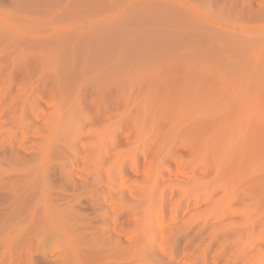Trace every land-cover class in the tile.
<instances>
[{
	"label": "rangeland",
	"instance_id": "374dc122",
	"mask_svg": "<svg viewBox=\"0 0 264 264\" xmlns=\"http://www.w3.org/2000/svg\"><path fill=\"white\" fill-rule=\"evenodd\" d=\"M154 1L0 0V28L7 31L11 42L8 64L0 50V134L3 125L10 127L8 161L21 167L23 152L29 157L24 160L30 159L46 143L50 127L57 130L59 125V154L51 160L62 184L60 208L66 213L62 215L60 263L70 257L77 264H163L166 258L172 260L170 264H264V37L258 34H264V21H260L263 25L254 23L255 14L248 12L245 14L251 15L252 23L248 16L250 22L238 18L237 6L242 0H234L235 5L229 0L231 6L227 0H173L190 9L188 13L196 19L187 22L201 27L207 43L187 36L183 42L163 40L162 45L160 32L151 22ZM155 55L185 58L190 72H171L169 68L165 72L160 58V64L152 61ZM116 57L124 68V58L134 64L137 84L133 82L130 89L124 86L127 93L120 101L107 99L112 94L109 91L103 95L107 100L95 98L93 89L98 81L94 72L100 68L96 63L104 65L105 59ZM88 60L91 65V60L98 61L93 64L95 69L89 67L88 74H82L80 63ZM151 62L164 72L156 73L161 69L155 70ZM75 64L82 70L81 74L78 71L82 82L76 77L80 88L73 84L66 97L68 92L63 94L60 82L64 78L74 81L67 80L66 73ZM255 68L259 74L255 75ZM62 71H67L64 78L58 75ZM155 76L154 82H147ZM56 77L62 79L58 84ZM179 78L182 80L177 81ZM167 80L173 88L164 93L161 87ZM146 105H155L157 114L154 109L151 113L150 107L148 112ZM158 106L164 109L161 114L164 112L168 123ZM191 138L203 144L201 158L190 153L198 142ZM167 155L165 163L162 158ZM17 170L7 167L0 184L33 183L32 172L24 167ZM249 197L259 203L252 206ZM68 209L75 210L72 216ZM100 233L106 240L121 238L126 247L136 245L134 249H146L145 240L155 241L156 246L152 251L139 250L142 257L136 256V260L126 255L121 259L114 252L107 256V246L106 251L101 250L104 254L98 249L106 242L95 239ZM93 240L101 242L100 246ZM31 256L39 257L33 251ZM5 259L4 264L29 263L26 251Z\"/></svg>",
	"mask_w": 264,
	"mask_h": 264
},
{
	"label": "bare ground",
	"instance_id": "6f19581e",
	"mask_svg": "<svg viewBox=\"0 0 264 264\" xmlns=\"http://www.w3.org/2000/svg\"><path fill=\"white\" fill-rule=\"evenodd\" d=\"M219 1H221V0H219ZM224 1V0H223ZM232 3H233V1L232 0H230ZM230 1L229 0H227V3L230 5L231 3H230ZM235 3L234 4H232V5H235L236 4V1H234ZM209 3H210V1H209ZM220 2H217V4H219ZM221 3H223L224 4V6L226 5V3L225 2H221ZM257 4V5H256ZM241 5V6H240ZM240 5H238L237 6V8L240 10V14L242 15V13H246L247 14V12L248 13H250L251 15H253V14H255V17H253V18H255V22L254 23H262V22H260V21H264V20H262L261 19V16H263L264 17V0H242L241 1V4ZM152 6V5H151ZM224 6H223V8H224ZM231 6V5H230ZM242 6H244L245 7V11H244V9L242 10ZM239 7H241V9L239 8ZM243 7V8H244ZM226 8V7H225ZM223 9V11L225 10V12H227V10L226 9ZM227 8H229V6L227 7ZM231 8L232 7H230V9L229 10H231ZM236 8V9H237ZM219 9V8H218ZM235 8H233L232 10H234ZM237 9V11L236 10H234V11H236L235 13H237L239 10ZM214 10V9H213ZM188 11L190 12V9H187V8H184V6H181V4H178L177 2H175V1H173V0H155L154 1V4H153V11H151V14H153L152 15V17L153 18H151V22H154L153 24L155 25V29L158 31H156L157 33H159L160 32V37H159V35H158V39L160 40V42H162V45L164 44V43H166V41L168 42V41H172L173 43H177L178 41H181V42H183V41H185L184 40V38H186L187 39V36H193V37H195L196 38V40L198 41V42H200L201 41V43L200 44H204V43H207V42H205L203 39H204V34L199 30V28H201V27H199L198 28V26L196 25L195 27L194 26H192V25H190V23H188L187 21L189 20V21H192V22H194L193 20H195L196 19V17L195 16H190V14L188 13ZM197 11V10H196ZM218 11V10H217ZM221 11V10H220ZM244 11V12H243ZM222 12V11H221ZM242 12V13H241ZM193 13V12H192ZM223 13V12H222ZM222 13H220L221 14V16H222ZM228 14H229V12H227ZM239 13V12H238ZM151 14H150V16H151ZM194 14V13H193ZM219 14V13H218ZM240 14H237V16L239 15L240 16ZM246 14H245V16H243V17H239L238 16V18H242V19H245L244 17H246V19L249 17L250 19H251V22H250V20H249V18H248V20H249V22L250 23H252V21H254L252 18H251V15L250 16H246ZM196 15V14H195ZM149 16V17H150ZM254 16V15H253ZM258 16V17H257ZM204 17V16H203ZM223 17H225V15H223ZM228 17V16H227ZM226 17V18H227ZM259 17H260V20H259ZM262 17V18H263ZM198 18V17H197ZM226 18H224V19H226ZM233 18V17H232ZM237 18V19H238ZM206 19V18H205ZM228 19V18H227ZM231 19V18H230ZM229 19V20H230ZM236 18L234 19V20H237ZM153 20V21H152ZM201 20V19H200ZM240 20V19H239ZM259 20V22H257ZM147 21V20H146ZM232 21V20H231ZM230 21V22H231ZM204 22V21H203ZM197 23V22H196ZM205 23V22H204ZM253 23V24H254ZM152 24V25H153ZM192 24V23H191ZM153 25V26H154ZM262 25H263V23H262ZM256 26V25H255ZM259 26V25H258ZM257 26V27H258ZM264 26V25H263ZM157 27V28H156ZM262 27V26H261ZM254 28H256V27H254ZM258 29V28H257ZM7 32V31H6ZM4 30H2V28H0V50H1V52L3 53V55L5 56V63L6 64H8L9 62V54H10V50H9V48H10V44H11V42H10V39H9V37H8V34L6 33ZM264 32V31H263ZM156 33V34H157ZM260 33V35L262 34L263 35V37H264V34L263 33H261V31L259 32L258 31V34ZM188 37V38H189ZM175 39L176 40H178V41H175ZM180 39V40H179ZM162 40V41H161ZM163 40H165L164 41V43H163ZM183 40V41H182ZM202 41H204V42H202ZM118 45V44H117ZM147 45V44H146ZM145 45V46H146ZM119 46V45H118ZM120 47V46H119ZM220 47H222V46H220ZM147 49V48H146ZM225 49H227V48H224V47H222L221 48V50H224L225 51ZM148 50V49H147ZM204 50V49H203ZM173 53V52H172ZM166 54V53H165ZM175 54V53H174ZM159 55H161V54H159ZM157 56L155 55V57L154 58H156ZM153 58V59H154ZM159 58H160V62H161V64H160V62H159ZM161 58H163V60L161 59ZM112 59V58H111ZM117 59H119V60H121V58H118V57H116V59L115 60H117ZM152 59V61H156L155 63H159L160 64V66H162V68H164V70H165V72H166V70H168V68L170 69L169 71H173V70H183V72H190V70H189V66L188 65H186L185 64V62H184V59L185 58H181V57H175V58H173L172 57V59H169V58H166L165 59V56H159V57H157L156 59L157 60H153ZM178 59H181V60H178ZM222 59H224V58H222ZM100 60V59H99ZM106 61H108L107 63L106 62H104L103 64L104 65H101L102 63H96V65H95V67L96 66H98V64L100 65V66H98L97 68H101L102 67V69H95V67L93 66V64H94V62H96V61H98V60H96V61H92L91 60V62H92V65L90 64V62H89V60L86 62H84V63H80L81 64V66L79 65V64H75V66L74 67H70V68H73V69H76V70H74V71H76V73H72V74H70L71 76L69 77V72L70 71H72L73 69H70L69 68V72L68 73H66V75L68 74V77H66V75H65V77L66 78H68L67 80H69V79H74V81H72V83H70L71 81L69 80V81H66V79L64 78V72H63V74L61 73V72H59V76L61 75V76H63V80L62 79H60V78H58L57 79V77H56V84H58V82L60 81V80H62L60 83H62L60 86H62L63 84H64V88H65V91H63V86L60 88L61 89V92L63 91L64 93L63 94H65V92H68L67 93V95H65L66 97H69L70 95H69V93H70V90H71V93H72V91H73V89L71 88V87H73V84L75 85L76 83H77V81L79 82L82 78L80 77L81 75V71H82V74H83V72H85V74L88 72V71H90V69H91V71L93 70V68L96 70L95 72H94V74H96V81H98L97 82V84H96V86H95V88L93 89V94H95V98L96 97H98V99L100 98L101 100H103V101H105V100H107V99H114V101H120V97L122 98V94L124 95L125 93H127L126 92V90L125 89H123V87L124 86H127V87H129V89H130V87H132V85H133V82H134V85H135V82H136V84H137V81H135V79H134V76H135V66H134V64L131 62V61H128V59H122L124 62H126V60H127V62H126V67L124 68V67H122V62L120 63V61H118V63H117V61H115V60H110V58L109 59H105ZM166 60V61H165ZM101 61V60H100ZM112 61V62H111ZM151 61V60H150ZM164 61V62H163ZM113 63V62H115L116 64H114L115 66H113V65H111V63ZM110 63V64H109ZM135 63V65L137 66L138 65V63L135 61L134 62ZM89 64V65H88ZM121 64V65H120ZM151 64L153 65L154 63L153 62H151ZM80 66V68L82 69H80V68H78L77 69V67H79ZM111 65V66H110ZM155 65V70H159V69H161V67H159L158 66V68H156L157 67V65L158 64H154ZM84 66V67H83ZM123 66H125V65H123ZM83 67V68H82ZM89 67H90V69H89ZM86 68H87V70H86ZM153 68V69H154ZM79 69H80V74L78 73V71H79ZM151 69V68H150ZM173 69V70H172ZM255 69H256V71H255ZM254 69V71L256 72H254V71H252V72H254L255 73V75L256 74H259L258 72H257V68H255ZM154 70V71H155ZM161 71V72H160ZM258 71H259V68H258ZM152 72H153V70H152ZM156 73L157 72H160V73H163L164 71H162V69L161 70H159V71H155ZM71 73V72H70ZM90 73V72H89ZM92 73V72H91ZM73 74L75 75V77L73 76ZM84 74V75H85ZM88 74V73H87ZM188 74V73H187ZM57 75V76H58ZM79 75V76H78ZM84 75H82V76H84ZM161 75V74H160ZM181 75H183V77H184V75L185 74H181ZM73 76V77H72ZM186 76V75H185ZM76 77L77 78H81L80 80H76ZM136 77V76H135ZM62 78V77H61ZM181 78V77H180ZM180 78H179V80H177V81H181L180 80ZM152 79V77H149L148 79H147V82H150L151 83V81L152 82H154V80H156V76L154 77V79L153 80H151ZM185 78H183V80H184ZM57 80H59V81H57ZM109 80L112 82L111 84V86L114 88H112L111 86H110V82H109ZM149 80V81H148ZM168 81V80H167ZM164 82V84H162L163 85V87H161V88H163V91H165L164 93H166V91H169V89L172 91V89L171 88H173L170 84H172V83H170L169 81L168 82ZM74 82V83H73ZM80 82H82V80L80 81ZM108 82V87H111L112 89H113V91L115 90V92L113 93V91H110V88H108L107 87V83ZM183 82V81H182ZM181 82V83H182ZM59 83V84H60ZM180 83V82H179ZM72 84V85H71ZM122 84V85H121ZM118 85V86H117ZM76 86H80V84L78 85V83H77V85ZM76 86H74V88L77 90V87ZM116 86L119 88V90L118 89H115L116 88ZM156 87V86H155ZM71 88V89H70ZM80 88V87H79ZM79 88H78V90H79ZM108 88V89H107ZM158 88H159V85H158ZM176 88V87H175ZM132 89V88H131ZM80 91V90H79ZM78 91V92H79ZM107 91H109V93L111 94V92H112V94H115V95H108V97H107V99L105 98L106 96H103ZM118 91V93H119V95H118V97H116V95H117V92ZM77 92V91H76ZM171 93V92H170ZM69 95V96H68ZM169 95V94H168ZM114 96V97H113ZM125 96V95H124ZM123 96V97H124ZM167 95L165 94V97H166ZM103 97L105 98V99H103ZM110 97V98H109ZM111 97H113V98H111ZM124 99V98H123ZM168 99V98H167ZM122 101H125V100H122ZM165 103H167L166 101H164ZM104 103H106V102H104ZM108 103V102H107ZM112 103V102H111ZM116 103V102H115ZM163 103V102H162ZM109 104V107H110V103H108ZM107 104V105H108ZM105 105V104H104ZM119 105V104H118ZM117 105V106H118ZM156 105H158V104H156ZM161 105H163V104H161ZM167 105V104H166ZM113 107H114V104L112 105ZM155 106V105H154ZM154 106H145L147 109H148V107H150L149 109H150V112L152 113V109H154L155 111H153V113L156 115L157 113V111H158V108L156 107H154ZM163 106H165V104L163 105ZM108 107V106H107ZM159 107V106H158ZM167 107H168V105L164 108V109H166V110H164L162 107H159L160 109H161V111H159L158 113L159 114H161L162 113V111L164 110V111H166L165 112V115H164V112H163V115L164 116H166V114H167ZM169 107H170V105H169ZM144 108V107H143ZM145 108V109H146ZM109 109H112V107L111 108H107V110H109ZM139 109V108H138ZM142 109V108H141ZM149 109H148V112H149ZM163 109V110H162ZM118 110V109H117ZM157 110V111H156ZM106 111V110H105ZM142 111V110H141ZM144 111H146L145 113H148L147 112V110H144ZM144 111H143V113H144ZM106 112H108V111H106ZM105 112V113H106ZM110 112V111H109ZM108 112V113H109ZM107 113V115H109ZM139 113H141V112H139ZM139 113H137L136 115L137 116H135V117H137L138 118V114ZM112 114H113V112H112ZM153 114V116H155ZM171 114V113H170ZM169 114V115H170ZM105 115V114H104ZM103 115V116H104ZM143 115V114H142ZM146 115V114H145ZM148 115H150L149 113H148ZM162 114H161V116H163ZM139 116H141V115H139ZM151 116V115H150ZM163 116V117H164ZM142 117V116H141ZM149 117V116H148ZM113 118V117H112ZM137 118H135L134 120H136ZM160 118H162V117H160ZM165 118V117H164ZM167 118V117H166ZM165 118V119H166ZM140 119V118H139ZM153 119V118H152ZM152 119H150L151 121H153ZM154 119H157V117L155 118L154 117ZM164 119V120H165ZM143 120V119H142ZM137 121H138V119H137ZM139 121H141V119L139 120ZM138 121V122H139ZM155 122H156V120H154ZM169 121H170V119H169ZM58 122V121H57ZM145 122H146V120H145ZM154 122V123H155ZM160 122V121H159ZM159 122H158V124H159ZM162 122V121H161ZM165 123L167 122V119H166V121H164ZM163 122V123H164ZM142 123V122H141ZM168 123V122H167ZM52 124V123H51ZM55 124H57V123H55ZM54 123L52 124V125H55ZM135 124H136V121H135ZM162 125V124H161ZM164 126V125H163ZM191 127H192V125H190ZM3 127H4V131L1 133L4 137L2 138V137H0V143H1V141L3 140V143L1 144V146H2V152H0V176H1V174H5V173H7L8 171H7V167L9 168L10 166L12 167H15V169L17 170V167L19 168V169H21L22 167H24V171H27V172H32V173H30V176H31V174H32V176H33V183L32 184H0V262H1V260H2V262H3V264H4V262L5 261H3V259L4 260H6L5 259V257H9V258H13V256L15 257L16 255L18 256L19 254H21L22 252H25L26 251V257L27 258H29V263L28 264H63V262H59V260H58V249H59V245H60V240H61V228H62V226H63V218L65 217V216H62L63 214H66V213H62V208H60L61 207V205H60V203H59V200H60V196H58V195H60L59 193V186H61L62 184L60 183V178H59V176H58V171H57V167H56V165H54V164H52V160H51V158H53V159H55V154H59V152H57L58 150H57V138H58V136H59V125H57L56 127H57V130H56V128L53 126H51L50 127V132H49V135L48 136H46V143L44 142V144L42 145V148H41V150H39V151H37L35 154H34V156H32V157H30V159L33 161H31V162H29V160L30 159H27L26 161H27V163H26V161L24 160V159H26L25 157H24V152H23V154L20 156V157H22L23 158V160H24V162H23V160H22V162H21V167L20 166H15V165H10V163H9V161H8V157H9V152H10V150H9V146L11 147V140H10V133H9V130H10V127H8L7 125H3ZM196 127H198V126H196ZM193 128V127H192ZM157 129H158V127H157ZM186 129V128H185ZM191 129V128H190ZM197 130V129H196ZM199 130V129H198ZM187 131V130H186ZM189 131V130H188ZM188 131H187V133H188ZM192 131V130H191ZM186 133V132H185ZM0 134V135H1ZM155 135H156V133H155ZM188 135V134H187ZM154 136V135H153ZM157 136V135H156ZM182 136H184V135H182ZM57 137V138H56ZM191 137V136H190ZM189 137V138H190ZM2 138V139H1ZM181 138V137H180ZM183 138H185V136L183 137ZM153 139V138H152ZM152 139H149V140H147V141H149L150 142V140H152ZM157 139H158V137H157ZM186 139H188V138H186ZM181 140H182V138H181ZM196 140H198V138H196ZM196 140L195 141H193V139L191 138V142L193 141V142H196ZM200 140V139H199ZM198 140V146L195 144L192 148H190L191 150H189L190 151V153L192 152V155L193 156H195V158L196 159H198V157L199 158H201V154H202V150H204V146H203V144H200V141ZM185 141V140H184ZM190 141V140H189ZM188 141V142H189ZM177 142H178V140H177ZM182 142V141H181ZM180 142V143H181ZM191 142H189V144H190V146H191ZM186 144H188L187 142H185ZM182 144V143H181ZM183 145H184V143H183ZM177 146V145H176ZM185 146V145H184ZM184 146H183V148H184ZM189 146V147H190ZM57 147V148H56ZM179 147H181V145L179 146ZM178 147V148H179ZM186 147H187V145H186ZM171 149V151H172V148H169V150ZM188 149V148H187ZM60 150V149H59ZM188 151V152H189ZM61 152V151H60ZM108 152V151H107ZM170 152V151H169ZM176 152H177V150H176ZM27 153V152H26ZM98 153V152H97ZM171 153L172 152H170V155H171ZM178 153H179V151H178ZM177 153V154H178ZM189 153V154H190ZM99 154H101V153H99ZM104 154V153H103ZM134 155V154H133ZM104 156H107V155H104ZM129 156V155H128ZM166 156V155H165ZM174 156V155H173ZM98 157H100V156H98ZM170 157V156H169ZM29 158V157H28ZM103 158V157H102ZM98 159V158H97ZM169 158H168V155H167V157H164V158H162V161H164L165 163H166V161H169L168 160ZM170 159H172V158H170ZM20 160V161H21ZM102 160V159H101ZM103 160H104V158H103ZM96 161H98V160H96ZM100 161V160H99ZM160 161V160H159ZM159 161H157V162H159ZM199 162L201 163V159L199 160ZM25 165H24V164ZM101 163V162H100ZM102 163H103V161H102ZM161 163V162H160ZM159 163V164H160ZM97 164H98V162H97ZM157 164V163H156ZM159 164H158V166H159ZM164 164V163H163ZM162 164V165H163ZM9 165V166H8ZM20 165V164H19ZM22 165H24V166H22ZM99 165V164H98ZM97 165V166H98ZM176 165V164H175ZM100 166V165H99ZM104 166V165H103ZM156 166V165H155ZM161 166V165H160ZM96 167V166H95ZM157 168V167H156ZM160 167H158V169H159ZM11 169V168H10ZM101 169H102V167H101ZM7 171V172H6ZM10 171V170H9ZM14 171L15 170H13V171H10V172H13L14 173ZM18 171V170H17ZM17 171H15V173L17 172ZM157 172H165L164 171V169L161 171V170H156ZM109 172V171H108ZM181 172V171H180ZM183 173V172H182ZM165 174V173H164ZM163 174L161 173V176H162ZM29 176V177H30ZM31 178V177H30ZM155 181V180H154ZM184 183V182H183ZM185 183H186V181H185ZM61 184V185H60ZM94 184V183H93ZM85 185V184H84ZM91 185H92V183H91ZM182 185V184H181ZM187 185V184H186ZM202 185V184H201ZM87 186V185H86ZM89 186H90V184H89ZM88 186V187H89ZM159 186V185H158ZM161 186V185H160ZM83 187V186H82ZM91 187V186H90ZM90 187H89V190H90ZM93 187V186H92ZM157 187V186H156ZM162 187V186H161ZM206 187V186H205ZM61 188V187H60ZM71 188V187H70ZM69 188V189H70ZM84 188V187H83ZM86 188V187H85ZM203 187L201 186V187H199V191H200V189L201 190H203L202 189ZM75 188H73V190H74ZM87 189V188H86ZM94 189V188H93ZM153 189H154V187H153ZM67 190V189H66ZM77 190V189H76ZM87 191V190H86ZM97 191L98 190H95V193H97ZM104 191V190H103ZM105 191H107V189L105 190ZM143 191V190H142ZM163 191V190H162ZM196 191H198V190H196ZM198 191V192H199ZM59 192V193H58ZM73 192V191H72ZM77 192H79V191H77ZM85 192V191H84ZM90 192V191H89ZM89 192H87V193H89ZM80 193H81V191H80ZM99 193V192H98ZM108 193L109 192H107V195H108ZM144 193V192H143ZM151 194H152V191L150 192ZM161 193H163V192H161ZM73 195H74V193H72ZM92 194V193H91ZM104 195H106V194H104ZM111 195H112V193H111ZM161 195L162 194H160L159 195V198L161 197ZM164 195V194H163ZM77 196V195H76ZM75 196V197H76ZM84 196H85V194H84ZM90 196H92V195H90ZM113 196V195H112ZM74 197V196H73ZM164 196H162V198H163ZM79 198V197H78ZM81 198V197H80ZM76 199V198H75ZM81 200V199H80ZM162 200V199H161ZM245 202H247L246 200H243V203H245ZM248 202L249 203H251V205L252 206H256L257 205V203H259V201H257L256 199H254L253 197H249V200H248ZM242 203V204H243ZM150 204V203H149ZM74 209V208H73ZM64 210V209H63ZM69 210V209H68ZM68 210H66V211H68ZM71 210L72 209H70L69 211V213L71 214V216H72V214H73V211H75V210H72V213H71ZM89 210V209H88ZM91 210V209H90ZM89 210V211H90ZM92 212V211H91ZM93 213V212H92ZM92 215V214H91ZM67 216H68V212H67ZM70 216V215H69ZM94 216H96V215H94ZM63 217V218H62ZM91 217V216H90ZM93 217V216H92ZM92 217L90 218V219H92ZM146 217V216H145ZM144 217V218H145ZM156 217V216H155ZM155 219V218H154ZM103 220V219H102ZM146 220V219H145ZM97 221V220H96ZM106 221V220H105ZM147 221V220H146ZM153 221V220H152ZM154 222V221H153ZM103 223V222H102ZM90 224H92L93 225V223H90ZM105 224H107L106 222H105ZM141 224V223H140ZM92 225H90V226H92ZM95 226H97V225H95ZM102 226V225H101ZM94 227V226H93ZM102 227H100V229H101ZM103 228H105L104 226H103ZM105 230V229H104ZM99 231V230H98ZM101 231H103V229L101 230ZM100 231V232H101ZM108 231H106V233H107ZM102 233V232H101ZM101 233H100V235L98 234V237L97 238H95L96 236H94L93 238H95L96 240H101V242L102 241H104V240H106L105 238L103 239V237H101L102 235H101ZM102 234H104V231H103V233ZM110 235V234H109ZM104 236V235H103ZM106 236H108V235H106ZM119 236V235H118ZM105 237V236H104ZM110 237H112V235H110ZM114 238H116V237H114ZM152 238V237H151ZM112 238H108V240H106V242L104 241V242H102L103 244L100 246V244H101V242H97V244L95 243L96 241H94L93 240V242H94V244H96L97 246H98V244H99V246L101 247H98V249H100V251L99 252H101V250H103L102 248H104V250L103 251H106L105 250V248H107V251L105 252L106 254H104V252L102 251L101 253H103L104 255H107V256H110L113 252L115 253V256L116 255H119V256H121V259H122V255L124 256V255H126L127 257L128 256H130L129 258H132V259H134V260H136L137 258H136V256L139 258V256H141L142 257V253H141V251H139V250H141L140 249V247L139 248H136L137 246L136 245H131L132 247H129L130 245H128V247H126L125 245H123V243H122V240H121V238H120V240L119 239H113V241L111 240ZM154 239V238H153ZM158 238H155L154 240H157ZM162 239V238H161ZM167 240H169L168 238H167ZM167 240H166V242H167ZM158 241V240H157ZM161 241V240H160ZM162 242V241H161ZM163 242H165V240L163 241ZM165 242V243H166ZM160 243V242H159ZM164 243V244H165ZM158 244V243H157ZM144 245L146 246V249L144 248V249H142L143 251L142 252H145V251H152L153 249H154V247L156 246V242L155 241H152V240H145L144 241ZM160 245V244H159ZM102 246H104V247H102ZM107 246V247H106ZM110 246V247H109ZM133 246H136L135 248L137 249H134V247ZM140 246V245H139ZM162 246V245H161ZM160 247V246H159ZM160 249V248H159ZM168 249V248H167ZM145 250V251H144ZM156 250V249H155ZM166 251V249L165 248H162V251ZM33 251V253H35V254H38L39 255V257L38 256H31V252ZM128 253H127V252ZM158 251H160V250H158ZM164 251V252H165ZM16 252V253H15ZM116 252H120V253H118V254H116ZM125 254H124V253ZM139 252V254H137ZM18 253V254H17ZM114 253L112 254V255H114ZM163 253V252H162ZM14 254V255H13ZM50 255V258L47 256V255ZM103 254H101V255H103ZM110 254V255H109ZM121 254V255H120ZM130 254V255H129ZM164 254H166V253H164ZM68 255V254H67ZM170 255V254H169ZM168 255V256H169ZM69 256V255H68ZM125 256V257H126ZM171 256V255H170ZM66 257V256H65ZM72 257H75V256H72ZM118 257V256H117ZM134 257V258H133ZM3 258V259H2ZM168 258H170V257H168ZM172 258V257H171ZM127 259V258H126ZM162 259V258H161ZM64 260V259H63ZM171 260V259H170ZM170 260L169 259H167L166 258V260L164 261V260H162V261H164V262H161V263H163V264H170L171 262H170ZM61 261V260H60ZM132 260H130V262H131ZM172 261V260H171ZM64 264H77V262L76 261H72L71 259H70V257H68V258H65V260H64ZM74 262V263H73ZM1 264V263H0ZM131 264H132V262H131Z\"/></svg>",
	"mask_w": 264,
	"mask_h": 264
}]
</instances>
